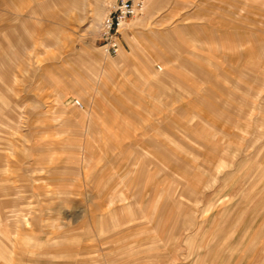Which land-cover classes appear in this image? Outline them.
I'll return each mask as SVG.
<instances>
[{"label":"rangeland","instance_id":"374dc122","mask_svg":"<svg viewBox=\"0 0 264 264\" xmlns=\"http://www.w3.org/2000/svg\"><path fill=\"white\" fill-rule=\"evenodd\" d=\"M12 1L0 0V264H264V66L213 68L222 97L243 107L201 129L209 140L182 131L189 146L167 150V164L116 165L111 133L94 123L93 160L67 145L52 156L46 108L87 107L77 96L48 98L52 79L93 85V53L109 57L97 37L113 1L48 0L47 11L37 4L46 0ZM255 5L261 14L247 19L264 28V3ZM150 120L161 127L164 118Z\"/></svg>","mask_w":264,"mask_h":264},{"label":"crops","instance_id":"0c3cea01","mask_svg":"<svg viewBox=\"0 0 264 264\" xmlns=\"http://www.w3.org/2000/svg\"><path fill=\"white\" fill-rule=\"evenodd\" d=\"M109 1L117 0H104V5ZM98 2L97 5L102 1ZM262 3L264 0H145L142 13L123 27L119 52L105 58L98 52L93 53L97 59L94 64L97 78L92 80L93 85L88 80L81 86V83L73 86L63 82L65 79H52L48 98L62 100L77 96L88 104L84 113L74 114L59 104L46 108L47 117L43 122L53 129L52 156L57 154L58 147L67 145L82 148L87 159L95 157L90 141L95 148L97 133H93L91 123L100 132L111 133V145L118 154L116 165L126 162L136 166V170L148 169L152 162L167 164L164 156L167 150L170 152L166 156H169L171 149L188 148L182 131H189L193 139L209 140L208 135L201 133L203 129L223 119L229 123L232 110L243 107L241 101L234 104L230 94L227 100L222 97V92L214 86L213 68L264 66L261 63L264 28L261 22L247 19V13L261 14L262 8L255 4L262 7ZM12 4L23 7L22 0H14ZM37 4L45 10L53 7L48 0ZM166 69L173 75L171 79L160 74L167 73ZM214 97L223 100L222 105ZM257 106L259 110L264 108L263 103ZM152 115L164 118L161 127L151 122ZM167 123L171 127L165 128ZM80 127L84 130L80 137L79 133L72 136L66 133L68 130L79 132ZM73 156L69 152L64 159L68 169L75 166ZM182 159L189 163L183 155ZM60 160L51 158L53 166ZM83 169L87 178L90 161H86Z\"/></svg>","mask_w":264,"mask_h":264},{"label":"built area","instance_id":"2783aa9c","mask_svg":"<svg viewBox=\"0 0 264 264\" xmlns=\"http://www.w3.org/2000/svg\"><path fill=\"white\" fill-rule=\"evenodd\" d=\"M145 0H117L112 3L103 18L98 37L100 49L107 55H116L120 50L121 31L133 17L142 13ZM79 106L82 104L76 100Z\"/></svg>","mask_w":264,"mask_h":264},{"label":"bare ground","instance_id":"6f19581e","mask_svg":"<svg viewBox=\"0 0 264 264\" xmlns=\"http://www.w3.org/2000/svg\"><path fill=\"white\" fill-rule=\"evenodd\" d=\"M104 2V1H103ZM144 7H145V4H144ZM144 9V8H143ZM140 15V14H139ZM139 15H137V16H135V17H133V18H136V17H138ZM132 19V18H131ZM102 22V21H101ZM101 24V23H100ZM97 26V25H96ZM100 27V26H99ZM105 54V53H104ZM107 55V54H106ZM161 68V67H160ZM163 71V70H162ZM80 102V101H79ZM81 103V102H80ZM77 104V103H76ZM82 104V103H81ZM78 105V104H77ZM79 106V105H78ZM80 107H83V104H82V106H80Z\"/></svg>","mask_w":264,"mask_h":264}]
</instances>
